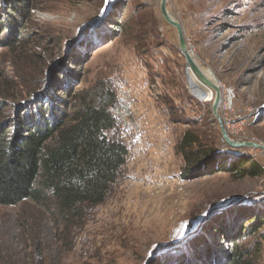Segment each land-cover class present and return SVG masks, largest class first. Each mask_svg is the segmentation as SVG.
Segmentation results:
<instances>
[{
  "label": "rangeland",
  "instance_id": "rangeland-1",
  "mask_svg": "<svg viewBox=\"0 0 264 264\" xmlns=\"http://www.w3.org/2000/svg\"><path fill=\"white\" fill-rule=\"evenodd\" d=\"M39 2L28 32L34 50L4 51L0 60V77L19 87L11 91V117L23 113L37 84L47 87L57 74L66 81L75 61L82 88L99 80L114 85L129 156L107 201L90 207L81 226L64 231L34 202L0 207V264H28L37 244L44 258L61 264H228L231 236L264 213V174L240 178L222 166L185 178L176 146L196 131L204 144L249 157L263 172L264 151L224 142L213 103L191 92L161 0ZM168 8L201 69L233 94L231 109L226 96L219 109L229 138L264 145V0H169ZM84 37L87 44L70 48ZM239 244L255 251L254 264H264V227Z\"/></svg>",
  "mask_w": 264,
  "mask_h": 264
},
{
  "label": "trees",
  "instance_id": "trees-1",
  "mask_svg": "<svg viewBox=\"0 0 264 264\" xmlns=\"http://www.w3.org/2000/svg\"><path fill=\"white\" fill-rule=\"evenodd\" d=\"M41 8L39 0H0V60L4 51L15 56L34 50L28 32ZM76 64L72 61L69 66L66 81L64 74H57L47 87L37 84L29 90V102L15 118L10 113L11 91L19 87L0 77V207L34 202L64 231L81 226L90 207L107 201L129 156L128 145L118 133L114 85L99 80L89 89L82 88L83 81L76 84L81 71ZM176 152L182 157L185 178L201 170H222V166L240 178L264 174L249 157L226 156L212 144H204L196 131L182 136ZM263 227L264 213L248 218L236 237L223 228L218 231L228 240L229 236L236 239H230L231 248L225 253L228 258L229 251L232 254L228 264H254L255 251L239 243ZM41 250L40 244L32 249L28 264H61L44 258Z\"/></svg>",
  "mask_w": 264,
  "mask_h": 264
},
{
  "label": "water",
  "instance_id": "water-1",
  "mask_svg": "<svg viewBox=\"0 0 264 264\" xmlns=\"http://www.w3.org/2000/svg\"><path fill=\"white\" fill-rule=\"evenodd\" d=\"M168 2L169 0H161L160 2V11L161 15L164 19V21L170 25L171 27L175 28L177 33H178V39H179V44H180V50L181 53L185 56L189 68L196 74L197 78L201 81V83L207 87H209L211 90H213L216 93V98L215 101L212 105V112L214 117L216 118L220 129L221 133L224 139V142L231 147L232 149H242L245 147L249 148H254V149H261L264 150V145H259L257 143H252V142H234L229 138V135L227 133V130L225 128V125L222 121V118L219 114V106L221 102V91L220 87L216 85L215 83L211 82L203 73V71L199 68L197 65L196 61L193 59L191 55V50L189 49V46L186 41L185 37V32L182 24L176 19V17L169 11L168 8ZM88 38L84 37L80 41H77L70 45V48H78L82 47L83 45L87 44Z\"/></svg>",
  "mask_w": 264,
  "mask_h": 264
},
{
  "label": "bare ground",
  "instance_id": "bare-ground-1",
  "mask_svg": "<svg viewBox=\"0 0 264 264\" xmlns=\"http://www.w3.org/2000/svg\"><path fill=\"white\" fill-rule=\"evenodd\" d=\"M191 55L193 57V59L195 60V52L191 50ZM197 65L199 66V68L201 69L199 63L197 62V60H195ZM203 71V73L205 74V76L213 83H215L216 85L219 86L218 82L216 81V78L215 76L213 75V73L211 72H205L203 69H201ZM188 76H189V83H190V89H191V92L194 93V94H199V96H201L200 98H202L203 101H209V102H212L214 103L215 101V98H216V93L211 90L209 87L203 85L201 83V81L197 78L196 74L189 68L188 69ZM220 87V86H219ZM221 102L222 100L224 99V97L226 96V100H227V106L229 109H231V106L233 104V94L232 92H227V93H224L221 89ZM221 102H220V105H221ZM219 109H220V106H219ZM221 116V115H220ZM261 150V149H259ZM264 151V150H263Z\"/></svg>",
  "mask_w": 264,
  "mask_h": 264
}]
</instances>
